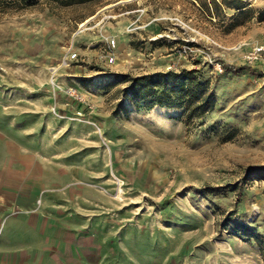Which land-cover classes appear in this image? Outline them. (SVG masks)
<instances>
[{"label": "rangeland", "instance_id": "obj_1", "mask_svg": "<svg viewBox=\"0 0 264 264\" xmlns=\"http://www.w3.org/2000/svg\"><path fill=\"white\" fill-rule=\"evenodd\" d=\"M242 2L0 9V264H264V179L240 180L264 165V70L241 58L264 0ZM181 69L212 110L112 113L120 74Z\"/></svg>", "mask_w": 264, "mask_h": 264}, {"label": "trees", "instance_id": "obj_2", "mask_svg": "<svg viewBox=\"0 0 264 264\" xmlns=\"http://www.w3.org/2000/svg\"><path fill=\"white\" fill-rule=\"evenodd\" d=\"M87 1L91 0H0V9H23L38 2H43L47 7L53 9ZM195 1L209 14L214 13L220 6L232 9L234 10L231 14L232 19H236L250 10L242 0ZM261 10H264V7ZM255 17L259 21L264 20V16L260 12ZM236 23L237 21L234 24ZM219 65L224 70L232 68L231 65L221 60H219ZM118 81L123 82L124 85L119 90L121 96L114 104L113 114H126L127 108L124 99H129L136 109H149L155 105L178 108L180 110L179 117L186 122L192 117L212 110L215 104V96L209 89L207 81L201 80L194 69L156 71L136 75L120 74ZM232 134L233 131H230L224 136V139L230 138ZM251 178L264 179V165L247 167L240 180L245 181ZM234 202H237V197ZM227 217L225 216V219Z\"/></svg>", "mask_w": 264, "mask_h": 264}, {"label": "built area", "instance_id": "obj_3", "mask_svg": "<svg viewBox=\"0 0 264 264\" xmlns=\"http://www.w3.org/2000/svg\"><path fill=\"white\" fill-rule=\"evenodd\" d=\"M113 45V39L107 40V46ZM75 53H70L68 58H74ZM241 58L243 62L248 64L260 65L264 70V42H257L250 45L248 48L241 52ZM113 56L108 55L107 62H112ZM218 66V65H217ZM219 69V68H218Z\"/></svg>", "mask_w": 264, "mask_h": 264}]
</instances>
